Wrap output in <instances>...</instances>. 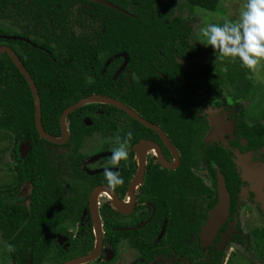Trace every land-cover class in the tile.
<instances>
[{
	"label": "flooded vegetation",
	"instance_id": "flooded-vegetation-1",
	"mask_svg": "<svg viewBox=\"0 0 264 264\" xmlns=\"http://www.w3.org/2000/svg\"><path fill=\"white\" fill-rule=\"evenodd\" d=\"M190 43L198 46L196 56L185 59L176 53L167 62L160 58L157 68L146 71L148 77H153V82L146 77L150 83L135 72L125 71L130 60L127 52L109 58L110 63L123 58L113 75L118 80L117 92L131 89L134 80L136 85L147 88L151 95L148 102L134 91L129 94L130 90L126 100L115 92L99 91L92 87L96 74L88 73L86 89L94 91L78 101L93 95L111 97L126 104L145 122L103 100L76 108L65 120L68 137L63 143L39 135L48 141L44 147L48 161L46 185L36 179L35 173L29 179L20 178L28 171L19 169V157L29 154L32 143L24 137L17 143L13 130L1 129L13 145L11 173L3 175L4 169H0V211L7 210L6 216L24 214V219L30 221L31 234L35 230L41 237L44 232L46 237L55 236V242L48 247L52 257L44 264H57L61 257L65 259L58 264H63L91 253L95 257L80 264H240L239 259H246V253L252 250L253 258L254 248L264 250V243L257 239V233L264 231L262 88L254 75L241 97L234 96L227 91L222 68L223 92L218 103L191 76V64L205 53L198 55L200 44L192 43L191 37ZM123 53L128 60L117 74L126 61ZM172 71L182 80L189 79L192 85L182 89L179 83L173 84ZM186 91L190 97L182 99ZM107 105L126 114L109 110ZM64 111L59 119L60 133H50L57 139L64 135ZM74 112L76 128L82 134L77 137L79 144L72 139ZM212 113L216 115L213 123ZM129 130L133 133L128 145L129 160L113 168L108 162L113 148L118 146L116 138L123 140ZM106 167L119 172L124 180L115 191L107 186ZM221 182L229 195L223 216L217 214ZM42 184L45 191L38 189ZM10 225L8 222L5 226L7 233L12 231ZM19 231L20 228L15 233ZM0 236L7 242L6 249L12 246L2 227ZM30 241L33 251L34 240Z\"/></svg>",
	"mask_w": 264,
	"mask_h": 264
},
{
	"label": "trees",
	"instance_id": "trees-1",
	"mask_svg": "<svg viewBox=\"0 0 264 264\" xmlns=\"http://www.w3.org/2000/svg\"><path fill=\"white\" fill-rule=\"evenodd\" d=\"M108 1L124 11L89 0H0V45L8 44L15 49L33 76L42 99L43 124L51 134L60 133L59 119L64 109L94 91L86 89L89 86L87 74L91 71L96 74L93 88L108 94L115 92L122 95L123 100L134 91L143 96V101H151L147 88L136 85L134 80L128 95V89L117 92L118 80H114L113 75L123 58L105 68V62L113 55L127 52L130 60L125 71L135 72L145 83L153 82L146 71L157 68L160 58L167 62L176 53L185 59L196 56L198 46L190 43L192 23L188 17L177 13L174 0ZM220 1L187 0V3L191 10L202 7L215 11ZM203 48L204 57L191 64V76L220 103L221 69L241 63L239 60H217L214 49L206 45ZM172 72L173 84L179 83L182 89L184 85H192L189 79L182 80ZM184 93L181 98L189 99L190 94ZM107 107L126 114L114 106ZM75 115V112L71 114L75 132L72 139L79 144L81 140L77 137L81 138L82 134L76 128ZM1 129L13 130L17 143L26 138L32 143L25 158L18 156L19 169L28 171V175L23 172L20 178L29 179L28 176L35 173L36 179L46 185L44 171L48 161L44 147L48 141L40 138L36 129L29 83L7 53L0 54ZM43 187L42 184L38 189L45 191ZM6 211H0V227L15 249L10 252L13 264H27L30 256L31 264H44L52 257L49 244L55 242V236L46 237L44 232L41 237L35 230L29 233L31 224L24 219V214L8 213L6 216ZM8 222L12 230L9 233L5 228ZM18 228L20 231L15 233ZM30 239L34 240L33 251ZM257 239L264 243V231L257 233ZM259 257L264 261L261 255ZM64 259H58L57 264Z\"/></svg>",
	"mask_w": 264,
	"mask_h": 264
},
{
	"label": "clouds",
	"instance_id": "clouds-1",
	"mask_svg": "<svg viewBox=\"0 0 264 264\" xmlns=\"http://www.w3.org/2000/svg\"><path fill=\"white\" fill-rule=\"evenodd\" d=\"M202 44L210 46L217 60L240 61L241 66L255 74L264 67V0H246L239 9L235 21L225 19L222 24L209 23L200 29ZM133 138L129 130L121 140L117 137V147L113 148L109 164L119 167L121 161L129 160L128 145ZM104 176L112 191L124 184L120 173L106 167ZM13 246L8 251H14Z\"/></svg>",
	"mask_w": 264,
	"mask_h": 264
},
{
	"label": "rangeland",
	"instance_id": "rangeland-1",
	"mask_svg": "<svg viewBox=\"0 0 264 264\" xmlns=\"http://www.w3.org/2000/svg\"><path fill=\"white\" fill-rule=\"evenodd\" d=\"M176 11L178 14L188 17L193 26V33L191 35V42L200 44L198 50V55L202 56L204 51L200 37V29L206 26L209 23L222 24L225 19L235 21L239 15V9L246 0H221L219 3V9L213 11L208 10L202 7H196L193 10L189 7L187 0H174ZM222 74L225 77V84L227 91H230L232 95L241 97L242 90H245L246 83L255 76H257V81L259 80V86L261 89L260 95L262 101H264V67L256 72L255 74L251 73L248 69L239 65H230L225 66L222 69ZM252 83H249V85ZM210 119L212 123L216 120V115L211 114ZM13 140L9 137L7 133H4L0 130V169H4L3 175H8L12 170V161L10 156V149L12 148ZM7 242L0 236V257L3 252L6 254L1 258L0 264H12L10 255L8 252V247L6 249ZM263 247L254 248L253 258L250 257L253 250L249 253H246L245 258L239 259L242 261L240 264H264V261H261V257L264 258ZM256 256V257H255ZM258 262L256 259H258ZM248 258V259H247ZM238 264V262L236 261Z\"/></svg>",
	"mask_w": 264,
	"mask_h": 264
},
{
	"label": "water",
	"instance_id": "water-1",
	"mask_svg": "<svg viewBox=\"0 0 264 264\" xmlns=\"http://www.w3.org/2000/svg\"><path fill=\"white\" fill-rule=\"evenodd\" d=\"M89 1H95L98 3H101L103 5H107L109 7L115 8L117 10H122L124 11L122 8H120L119 6H117L116 4L108 1V0H89ZM6 52L10 58L12 59V61L14 62V64L18 67V69L20 70V72L23 74V76L25 77V79L27 80V82L29 83L32 95H33V99H34V105H35V123H36V128L37 131L39 133V135L47 140L53 141V142H58V143H63L67 137H68V131L66 128V123L65 120L68 116V114L70 112H72L73 110H75L76 108L80 107L81 105H84L90 101H96V100H103L105 102H109L111 104H114L122 109H124L125 111H127L131 116L135 117L136 119L145 122V120L138 114L136 113L134 110H132L131 108H129L126 104H124L123 102L116 100L114 98L111 97H106V96H99V95H93L90 97H86L84 99H81L80 101H78L77 103L73 104L72 106L68 107L64 113L61 116V123H62V129H63V137L60 139H57L56 137L52 136L50 133H48L42 123V109H41V96L39 93V89L36 85V82L33 78V76L30 74V72L27 70V68L25 67V65L23 64V62L21 61V59L19 58L18 54L15 52V50L13 48H11L8 45H0V53ZM122 55L125 56L126 61L124 62V64L122 65V67L118 70L117 74L125 67L127 60H128V55L126 53H123ZM119 55H116L115 57H117ZM112 59H109L107 61L106 66H108V64L111 62ZM220 204L217 207L218 213L220 216H223L224 214H226L227 209H228V202H229V195L226 191V187L224 186L223 182H221V199H220ZM93 257H95V253H91L87 256H82L80 258H76V259H72L70 261H67L63 264H80L82 262H87L89 260H91ZM32 263V256H30L29 261L27 264H31Z\"/></svg>",
	"mask_w": 264,
	"mask_h": 264
}]
</instances>
